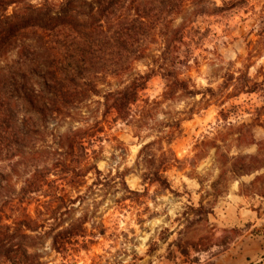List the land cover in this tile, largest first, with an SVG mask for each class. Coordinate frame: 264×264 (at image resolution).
I'll return each mask as SVG.
<instances>
[{"label":"clouds","instance_id":"9594fccd","mask_svg":"<svg viewBox=\"0 0 264 264\" xmlns=\"http://www.w3.org/2000/svg\"><path fill=\"white\" fill-rule=\"evenodd\" d=\"M98 13L0 51L42 109L0 98V264H264V0Z\"/></svg>","mask_w":264,"mask_h":264},{"label":"trees","instance_id":"16d2710c","mask_svg":"<svg viewBox=\"0 0 264 264\" xmlns=\"http://www.w3.org/2000/svg\"><path fill=\"white\" fill-rule=\"evenodd\" d=\"M118 4H120V0H92L91 3L88 0H67V3L53 16L50 7L46 11L36 9L29 3V0H0V51L15 45L18 41L28 40L33 41L35 46L43 47L51 39L58 38L65 29L81 30L90 27V25H81L77 20V16L73 15L74 12L77 15L86 12L87 15L91 16L93 9L98 7V15L102 17L114 10ZM95 19L93 17V20ZM38 60L39 57L29 56L30 63H36ZM49 67L50 62L40 63L37 67L32 68V72L35 77L39 78L54 76V74L48 72ZM45 87L48 92L58 91L55 84L46 83ZM11 96L26 100L32 104L34 110L42 111L38 104L33 102L36 97L33 95L29 78L23 72H15L10 76L0 73V98ZM12 118L13 114L10 109L0 99V127L6 128ZM13 239L14 237L9 236L7 228H5L3 239H0V254L8 256L12 253L13 249L7 245Z\"/></svg>","mask_w":264,"mask_h":264},{"label":"rangeland","instance_id":"374dc122","mask_svg":"<svg viewBox=\"0 0 264 264\" xmlns=\"http://www.w3.org/2000/svg\"><path fill=\"white\" fill-rule=\"evenodd\" d=\"M12 8H13V7H12ZM12 8H11V9H12ZM11 9H10V10H11Z\"/></svg>","mask_w":264,"mask_h":264}]
</instances>
